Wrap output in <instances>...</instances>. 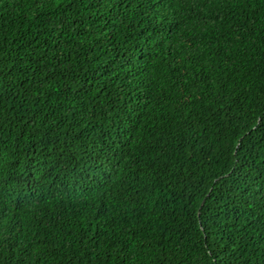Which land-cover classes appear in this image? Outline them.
Here are the masks:
<instances>
[{
  "label": "trees",
  "instance_id": "16d2710c",
  "mask_svg": "<svg viewBox=\"0 0 264 264\" xmlns=\"http://www.w3.org/2000/svg\"><path fill=\"white\" fill-rule=\"evenodd\" d=\"M0 264H264V0H0Z\"/></svg>",
  "mask_w": 264,
  "mask_h": 264
}]
</instances>
